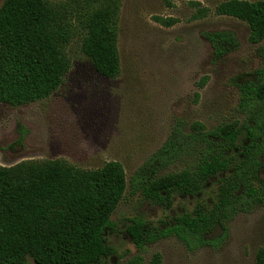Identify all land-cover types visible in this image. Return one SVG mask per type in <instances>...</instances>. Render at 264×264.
<instances>
[{
	"label": "trees",
	"instance_id": "1",
	"mask_svg": "<svg viewBox=\"0 0 264 264\" xmlns=\"http://www.w3.org/2000/svg\"><path fill=\"white\" fill-rule=\"evenodd\" d=\"M76 7L46 0H5L0 7V107H21L48 98L71 69L67 49L81 39L80 51L101 76L120 72L117 49L119 0H80ZM194 20L209 10L191 3ZM213 15L245 23L248 41L264 59V1L224 0ZM163 26L170 19H155ZM213 57L222 59L238 47L232 34L203 33ZM236 79L237 118L207 130L194 124L185 131L176 123L164 144L130 177L131 192L151 200L173 193L193 195L218 174L211 209L197 206L191 215L175 217L156 231L140 218L125 228L138 251L174 237L187 249L216 247L227 224L239 214L264 207V69ZM207 82L198 84L202 89ZM199 94L194 95L197 100ZM237 151L239 156L234 154ZM187 161V162H186ZM186 162V163H185ZM127 180L119 162L96 170H80L60 160L28 161L0 166V264H100L112 254L105 234L113 232L111 216L124 197ZM166 196V197H164ZM219 228V237L209 239ZM255 264H264V250ZM126 264H141L132 259ZM150 264H161L154 254Z\"/></svg>",
	"mask_w": 264,
	"mask_h": 264
},
{
	"label": "rangeland",
	"instance_id": "2",
	"mask_svg": "<svg viewBox=\"0 0 264 264\" xmlns=\"http://www.w3.org/2000/svg\"><path fill=\"white\" fill-rule=\"evenodd\" d=\"M4 1L0 0V7ZM46 1L72 8L81 2ZM221 1L119 0L120 72L116 78L94 70L80 51L82 38L76 37L67 49L71 69L60 88L28 105L0 107L2 167L44 160H60L80 170H96L108 162L123 166L127 190L111 216L113 232L105 234L112 254L100 264H126L135 258L150 264L154 254L160 255L161 264H255L256 252L264 250V207L260 206L234 217L227 224L225 239L216 247L189 250L170 237L138 251L125 234L133 218L156 231L175 217L193 214L197 206L211 209L218 183L231 173L211 177L193 195L173 193L159 200L131 192L128 184L164 144L176 123L188 131L194 124L210 130L234 121V81L250 79V74L264 69L257 46L248 41V26L213 15ZM194 2L209 10L206 18L193 19ZM155 19H170L173 24L166 27ZM215 32L232 34L238 41L236 50L218 60L203 37V33ZM203 78L207 82L199 89L197 84ZM234 154L238 158V152ZM220 233L216 228L208 238ZM26 264L35 263L27 258Z\"/></svg>",
	"mask_w": 264,
	"mask_h": 264
}]
</instances>
